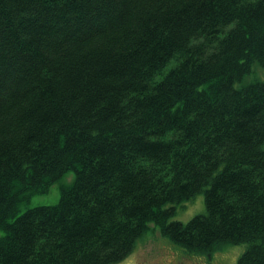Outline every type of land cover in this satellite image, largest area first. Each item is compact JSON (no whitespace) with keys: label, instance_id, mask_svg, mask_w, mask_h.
I'll list each match as a JSON object with an SVG mask.
<instances>
[{"label":"trees","instance_id":"trees-1","mask_svg":"<svg viewBox=\"0 0 264 264\" xmlns=\"http://www.w3.org/2000/svg\"><path fill=\"white\" fill-rule=\"evenodd\" d=\"M151 222L264 264V0H0V264H117Z\"/></svg>","mask_w":264,"mask_h":264},{"label":"rangeland","instance_id":"rangeland-1","mask_svg":"<svg viewBox=\"0 0 264 264\" xmlns=\"http://www.w3.org/2000/svg\"><path fill=\"white\" fill-rule=\"evenodd\" d=\"M255 79L254 75L250 74L245 76L242 82L249 83ZM236 85L240 86V83ZM74 176V172L68 170L58 181L50 186L47 192L35 194L27 203H22L18 214L30 207L56 204L60 197L61 187L70 185ZM203 213H205L204 196L202 193H198L194 198L184 202L182 205H178L171 219L186 223L194 215ZM249 245L250 243L247 242L240 244L222 243L212 253L198 255L200 256L198 264H201L203 259L202 264H236L239 256ZM185 252L183 248L163 236L159 228L151 222L147 231L136 240L133 251L117 264H165L169 261H171V264H188L191 260L189 258L192 257H188L191 254H186ZM194 257L198 259L196 256Z\"/></svg>","mask_w":264,"mask_h":264}]
</instances>
